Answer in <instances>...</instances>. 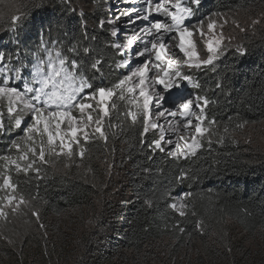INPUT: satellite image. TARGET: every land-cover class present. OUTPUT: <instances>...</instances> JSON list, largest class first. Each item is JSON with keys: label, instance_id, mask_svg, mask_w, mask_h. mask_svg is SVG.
I'll return each instance as SVG.
<instances>
[{"label": "trees", "instance_id": "1", "mask_svg": "<svg viewBox=\"0 0 264 264\" xmlns=\"http://www.w3.org/2000/svg\"><path fill=\"white\" fill-rule=\"evenodd\" d=\"M12 2L10 15L0 10V53L6 57L4 68L20 67L23 80L6 73L9 86L23 90L20 84L31 81L37 56L47 58L41 41L78 62L80 75L89 78L93 89L112 87L131 75L120 65L133 53H124V38L112 35L109 19L114 13L107 8L120 4L122 13L135 9L132 15L140 16L147 0H82L87 10L83 14L77 12L76 0ZM216 12L239 14L244 23L250 21L247 17L264 15V0H201L192 19ZM17 16L22 23L13 25ZM123 16L119 29L121 20L128 18ZM244 50L241 55L230 49L214 66L196 73L197 95L209 99L205 114L216 125L212 143L203 139L195 156L176 158L169 150L151 147L154 140L141 134L140 121L133 125L125 115L130 103L114 96L105 119L107 144L94 140L82 146L84 158L78 161L73 155L69 168L53 167V157H48V164L37 161V178L11 166L5 173L7 162L0 160V182L2 174H11L18 193L30 202L25 217H17L14 227H7L8 234L4 231L13 244L0 238V264H264V150L236 138L264 122V26L246 39ZM93 63L99 71L91 68ZM7 107V99L0 100L5 122L0 156L17 158L11 143L22 133L10 127ZM24 121L31 122L27 114ZM241 121L248 123L236 128ZM109 158L116 159L119 183L116 177L108 179L104 163ZM182 172L191 178L181 183ZM148 199L152 207L145 205ZM180 199L188 204L185 217L169 207ZM32 210L39 212V220Z\"/></svg>", "mask_w": 264, "mask_h": 264}, {"label": "snow or ice", "instance_id": "2", "mask_svg": "<svg viewBox=\"0 0 264 264\" xmlns=\"http://www.w3.org/2000/svg\"><path fill=\"white\" fill-rule=\"evenodd\" d=\"M200 6L201 0H174V2L173 0H157L155 4L153 0H147L144 13L137 16L136 19L147 21L155 11L157 14L165 16L167 22H149L147 27L141 28L127 39L123 46L125 48H131L137 41L143 42L144 48L139 51L138 55L145 57V60L135 71L131 72V75L124 76L112 87L100 86L93 89L89 78L80 75L78 62L70 61L59 50H49V46L41 41V51L46 54L47 58L43 59L39 55L37 56L38 62L34 73H32V79L23 85V90H20L15 86H9V77L6 73H14L15 80L22 81L21 68L15 65L4 68L6 57L0 53V76H4V79L0 80V100L7 99V113L12 117L9 122L10 127L20 129L22 133L19 139L11 143V149H15L18 154L17 158H13L11 155L0 156V160L7 162L4 165L5 173L11 166L12 170L17 173L33 172L37 178H40L41 168L37 166V161L41 164H48V157H66L71 160L73 155H79L82 160L85 149L82 146L79 147L78 153H75L73 149L74 145H81V140L87 143L99 138L107 144L109 137L105 130V119L109 117L108 101L114 96L123 101L126 99V94L129 97L128 103L136 105L138 111L129 110L125 115L131 118L133 125L143 117L141 134L146 135L150 128L161 129L159 138L150 142V146L154 149L164 152L163 145L174 143L172 138H165L166 130H170L176 136V152L168 153L176 158L187 159L190 155L195 156L198 149L202 147L201 140L203 138H206L207 142L211 144V136L215 134L213 126L216 125V121H209L205 114V108L209 104V99L206 96L195 98L197 111L193 110V99H184L178 104L176 111L164 107L161 103L159 107L163 110L157 112V119L165 117L166 113L167 116L180 119H173L166 125H160L154 121L150 123L152 100L154 98L159 101L164 100L160 89L167 92L173 88H179V81H188L193 84V87H200L193 81L191 75L180 70L181 60L169 55V49L173 47L171 42H176L174 46L186 58L183 63L189 68L197 69L201 66H214V60L223 54L226 41L227 43L231 42V37H225L223 32V28L229 22L225 14L216 12L214 16L218 19L209 16L207 22L199 20L195 25L185 23L196 15ZM133 11L137 10H128L123 15L131 16ZM114 19L119 20L120 16H116ZM18 22L22 23L21 17H14L13 25ZM231 22L240 31H246L236 20L233 19ZM252 23L253 25L258 24L260 20H253ZM101 27H103V22H101ZM116 34V31L113 30L112 35ZM194 36H198L204 42L206 58H201L198 53ZM114 46L117 49L122 47L119 43ZM84 51L87 52L88 49H84ZM236 51L241 55L246 54L240 46H237ZM120 66L125 67L126 65L121 64ZM91 68L96 71L100 70L96 63H93ZM152 68L158 70L152 78L153 84L160 86V89L155 91H150L148 84ZM134 77H138V80L134 81ZM87 89H92V91L86 92ZM74 110L79 113V116L73 114ZM94 112L98 114L94 116ZM25 114L30 117V123L24 121ZM206 121L208 122L207 126H205ZM247 123V121L237 122L235 127L243 129ZM108 126L112 127L111 123ZM115 127L122 126L117 124ZM3 129H5V122L0 118V130ZM223 131L231 135L228 127H224ZM113 135L115 134L113 133ZM223 139L224 137L220 136L219 142H222ZM20 161L26 163L22 166ZM190 178L187 172H182L178 176V181L182 183ZM17 188L11 174H2L0 191L5 192V195L0 196V221L2 222H7L10 214L18 213L22 205L28 207L30 204L23 195L18 193ZM190 195L188 193L186 197ZM144 203L147 207H152L153 202L148 199ZM169 207L180 217L187 215L185 210L188 208V204L183 200L172 202ZM32 215L39 220L38 211L32 210ZM40 227L43 228L44 225L41 224ZM175 227H179V225ZM180 231L183 232V229L180 228ZM0 238L6 240L10 245L13 244V240L7 236L0 234Z\"/></svg>", "mask_w": 264, "mask_h": 264}, {"label": "rangeland", "instance_id": "3", "mask_svg": "<svg viewBox=\"0 0 264 264\" xmlns=\"http://www.w3.org/2000/svg\"><path fill=\"white\" fill-rule=\"evenodd\" d=\"M77 2L75 3L77 6V12L80 14L86 13L87 10L82 2V0H76ZM157 2V0L154 1V4ZM174 2V0H173ZM13 2L12 0H0V10L2 13L10 15L11 11L13 10ZM112 10V13H114L112 16H110V23L112 25V32L113 30L116 31V35L115 36H122L124 39L123 41H125V43H123L124 45L126 44V41L129 37H131L134 33L138 32L141 28L143 27H147L149 25V22H155V21H162V22H167V18L165 16H161L160 17H156L153 18V20H149L146 22H142L141 19H136L137 15H132V16H128L127 19H122L121 20V27L122 29H119L117 27V25H119V21L115 20L114 18L116 16H120L121 18H124L125 16H123V11L124 9L120 6V4H117V6H115V8H107V11L110 12ZM122 14V15H121ZM156 12H154V16H155ZM209 16H213V15H209ZM209 16H199L196 19H192L189 21H186V24H191V25H195L199 20H204L205 22H207V18ZM229 19L228 24L223 28V32L225 37H231V42L227 43L224 46L223 49V54H225L226 52H228L230 49L231 50H236L237 46H240L244 49V43L246 42V39L252 36H256L258 34V29H261V27L264 26V18H263V14H258L257 16L253 17H247L250 21H246L244 23H241V20H244L245 18L239 14H234V15H226ZM213 19H218L217 17L213 16ZM236 20L241 27H244L246 29V31H240L239 28H236L233 24H232V20ZM247 19V20H248ZM259 19L260 23L253 25V20ZM135 22H132V21ZM128 21L132 22V23H128ZM125 23V24H122ZM132 25V26H130ZM129 33V34H127ZM141 35H143V33H141ZM146 39H149L148 37H145ZM167 39V37H166ZM193 39L196 41L197 44V51L200 54L201 58H206L207 53H206V48L204 45V42L198 37V36H194ZM173 44V47H171L169 49V55L175 56L176 58H179L181 60V65H180V70L182 72H184L185 74H189L193 77V81L196 82L197 78H196V73L200 72L202 70H206L209 67L213 66V65H208V66H201L200 68H189L186 66V64L183 63L184 60H186L185 57H183V54L179 52V49L176 48L175 45V41L171 42ZM144 48V44L142 41H137L136 44H134L131 48H125L122 47L124 53L126 51L132 52L133 54L131 56H129V58H127L125 60V67H128L132 72L135 71V69L140 66V64L145 60V57H140L138 55L139 51H141ZM222 54V55H223ZM220 55L219 58L222 56ZM218 58V59H219ZM154 59V57H153ZM214 60V65L216 63V61L218 60ZM133 60V62H132ZM163 66V65H162ZM158 70L155 68H152V70L149 73V80H148V84L150 85V91H155L157 89H160V86L158 85H154L152 78L155 75V73ZM134 81L138 80V77H134L133 78ZM180 83V87L179 88H173L171 91H163L161 90L162 95L164 96V100L163 101H159L158 99L154 98L152 100V103L150 105V112L152 115V120L151 122H156L160 125H166L169 121L176 119L179 120V117L173 118L171 116H167V113L165 114V117H159V119H157L156 114L158 111H161L163 109H161L159 107V105L162 103L164 105V107L172 110V111H176L178 110V104L180 102H182L184 99H193L194 100V111H197V109H195V98L198 96L195 87H193V84L188 82V81H179ZM197 83V82H196ZM24 85V82L20 84V86ZM18 89H20L19 87H17ZM21 90V89H20ZM114 97H112L109 101L108 104L110 105L111 100ZM129 97H126V100L128 102ZM95 104V102H93ZM128 109L131 111H138L137 106L134 104H128ZM74 115L79 116V113L77 111L74 110L73 112ZM98 113L94 112L93 115H97ZM127 117V116H126ZM143 119V117H141V120ZM129 120L131 121V118L129 117ZM141 120L140 123H141ZM195 123V121H194ZM142 124V123H141ZM205 126H207V123H205ZM90 131V130H89ZM161 133V129H149L148 134L152 137L153 140H156L159 138V135ZM184 134H188V133H184ZM165 138H172L173 139V144L172 145H168L165 144L163 145L166 150H169L171 152H176L175 149V142H176V136L173 135V133L170 130H166V134H165ZM236 138H238L240 141H242L241 139H243L251 148H257L264 150V122L261 125H255L253 127L247 128L242 135H238L236 136ZM206 139V138H203ZM202 139V140H203ZM94 140H100L103 141L102 139L96 138L93 140H90L89 142L85 143L83 140H81V146L86 147L87 144H89L90 142L94 141ZM201 140V141H202ZM250 141V142H249ZM74 152L78 153L79 148L77 145L73 146ZM73 158V157H72ZM71 158V160H68L66 157H53V165L54 166H60L63 167L65 169L69 168L71 163L73 162V159ZM79 155L76 157V159L79 161ZM104 166L107 170L108 173V179L116 177L117 178V182L119 183L121 181V174L120 170L117 168L116 166V159H112L109 158V160H107L104 163ZM183 200V199H180ZM177 200V201H180ZM175 201V202H177ZM183 202H185L183 200ZM26 214V207L25 206H21V210L18 213H12L9 215L7 222H2L0 221V234H2V236L4 235V231L8 234L7 231V227L10 225H13L14 227V221L16 220L17 217H25ZM34 218L36 219V217L34 216ZM229 226L232 227V225L230 223H228Z\"/></svg>", "mask_w": 264, "mask_h": 264}, {"label": "bare ground", "instance_id": "4", "mask_svg": "<svg viewBox=\"0 0 264 264\" xmlns=\"http://www.w3.org/2000/svg\"><path fill=\"white\" fill-rule=\"evenodd\" d=\"M218 242V241H217Z\"/></svg>", "mask_w": 264, "mask_h": 264}]
</instances>
